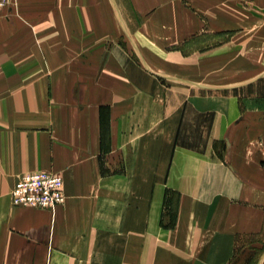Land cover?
I'll use <instances>...</instances> for the list:
<instances>
[{"label": "crops", "instance_id": "obj_1", "mask_svg": "<svg viewBox=\"0 0 264 264\" xmlns=\"http://www.w3.org/2000/svg\"><path fill=\"white\" fill-rule=\"evenodd\" d=\"M257 27L264 0L0 10V264H264V75L211 91L136 57ZM42 171L65 203L15 207L17 182Z\"/></svg>", "mask_w": 264, "mask_h": 264}, {"label": "rangeland", "instance_id": "obj_2", "mask_svg": "<svg viewBox=\"0 0 264 264\" xmlns=\"http://www.w3.org/2000/svg\"><path fill=\"white\" fill-rule=\"evenodd\" d=\"M259 28L250 29L252 31L247 36L236 37H229V32H216L213 36L212 31H204L189 38L188 42L169 40L175 43L166 45L167 53L139 54L136 57L150 61L156 72L169 76L168 81L176 80L172 75H183L198 78L204 83L202 87L211 91H216L218 85L233 82L240 86L249 79L264 75V30ZM180 50L183 52L173 53ZM238 89L243 94L247 88ZM256 92L264 93V83Z\"/></svg>", "mask_w": 264, "mask_h": 264}, {"label": "built area", "instance_id": "obj_3", "mask_svg": "<svg viewBox=\"0 0 264 264\" xmlns=\"http://www.w3.org/2000/svg\"><path fill=\"white\" fill-rule=\"evenodd\" d=\"M17 0H0V10L15 7ZM64 180L47 171L26 174L12 192L15 207L51 210L65 203Z\"/></svg>", "mask_w": 264, "mask_h": 264}, {"label": "trees", "instance_id": "obj_4", "mask_svg": "<svg viewBox=\"0 0 264 264\" xmlns=\"http://www.w3.org/2000/svg\"><path fill=\"white\" fill-rule=\"evenodd\" d=\"M166 206L169 207V213H170V215L173 218L172 223H171V226H173L174 222H175V219H176L177 202H176L175 199H167L166 198Z\"/></svg>", "mask_w": 264, "mask_h": 264}]
</instances>
